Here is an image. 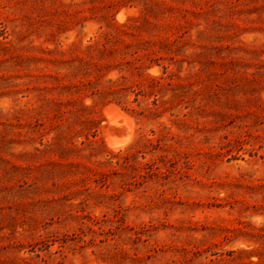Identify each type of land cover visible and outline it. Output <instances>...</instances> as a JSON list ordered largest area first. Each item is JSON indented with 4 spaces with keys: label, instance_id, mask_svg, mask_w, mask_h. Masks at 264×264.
Wrapping results in <instances>:
<instances>
[{
    "label": "rangeland",
    "instance_id": "obj_1",
    "mask_svg": "<svg viewBox=\"0 0 264 264\" xmlns=\"http://www.w3.org/2000/svg\"><path fill=\"white\" fill-rule=\"evenodd\" d=\"M144 6L151 12L144 15ZM142 16L173 24L161 33L163 38L178 35V25L184 26L185 40H195L204 18H212L205 2L195 6L192 0H0V41L10 43L8 50L0 49V234L15 230L25 246L15 254L28 257L29 264H264V30L259 21L236 18L235 37L200 41L236 47L229 56L212 55L204 69L199 63L189 68L183 61L181 79L174 82L197 91L190 99L200 105L201 115L188 118L193 127L189 132L172 126L182 140L175 144L178 161L166 165L169 177L160 179L162 185L148 180L139 191L129 186L122 195L130 207L123 219L103 216L104 209L93 203L85 211L71 209L69 202H79L74 186L61 185L52 193L43 182L38 192L27 191L36 163L22 153L37 146L43 132H23L15 113L30 106L26 86L37 73L29 62L37 54L32 46L74 44L72 56L83 55L80 49L98 40L109 22L127 23ZM199 46H186V54L199 51ZM161 71L152 63L145 73L156 76ZM117 75L116 69L106 71V78ZM84 104L93 101L84 97ZM93 109L96 148L80 160L100 171L112 166L95 162L110 157L113 164L121 161L136 150L142 135L154 137L149 130L157 129V122L169 124L170 118L165 112L157 121L146 122L108 100ZM108 113L115 123L108 122ZM81 140L75 138L76 143ZM145 171L136 167L126 173L137 178ZM62 195L70 200H58ZM15 254L3 253L1 259Z\"/></svg>",
    "mask_w": 264,
    "mask_h": 264
},
{
    "label": "trees",
    "instance_id": "obj_2",
    "mask_svg": "<svg viewBox=\"0 0 264 264\" xmlns=\"http://www.w3.org/2000/svg\"><path fill=\"white\" fill-rule=\"evenodd\" d=\"M192 1L195 6L205 2L212 14L210 20L204 18V28L196 31L195 40L182 38L187 29L180 24L176 32L178 35L163 38L165 34L161 33L173 24L151 22L142 16L132 17L127 23L109 22L98 40L80 49L83 55L72 56L76 48L74 44L66 48L62 45L53 48L32 46L37 54L29 62L35 65L37 73L31 75L32 84L26 86L27 92L32 95L30 106L19 108L15 113L18 126L24 128L23 132H43L38 135L37 146L22 153L36 163L33 182L27 189L30 194L38 192L39 184L43 182L49 184L47 189L52 193L60 191L61 185L74 186L77 187L79 202H69L71 209L85 211L93 203L104 209L103 216L112 215L123 219L130 207L123 204L122 195L129 190L130 185L139 191L148 180L160 186V179L169 177L166 165L176 164L180 151L175 144L182 143L181 137L173 133L172 126L177 128V132H189L193 127L188 118L201 115L200 105H195L194 100L190 99L197 91L174 82L175 78L181 79L178 72L183 61H187L189 68L199 63L200 69H204L212 63V55L225 53L229 56L236 51V47L231 45L200 44L204 40L222 41L235 37L232 29L239 27L234 21L236 18L243 22L259 21L264 30V0ZM142 11L144 15L151 12L147 6ZM195 14L202 16L200 11ZM252 14L255 16L252 17ZM186 46H199L200 50L186 54ZM9 48L8 41H0L1 50ZM41 63L44 66L39 67ZM152 63L162 68L160 75L145 73ZM229 63L232 65L234 62L230 60ZM173 65L176 71L172 69ZM114 69L118 75L106 78V71ZM84 97H90L93 105H85ZM104 100L123 106L146 122L157 121L165 112L169 113L170 118L169 124L157 122V129L149 130L154 137L142 135L134 145L136 150L121 161L113 164L110 157L95 162L99 166H112L109 170L100 171L80 159L93 155L92 151L96 148L94 138L98 121L93 106ZM21 116H24V121ZM45 135L50 136L44 140ZM76 137H83V140L76 143ZM87 150L90 153L85 155L83 152ZM146 155L151 156L148 161H137L138 157L145 159ZM42 158L45 161L40 163ZM157 161L161 162V166ZM155 164V169H152ZM136 167L137 170L144 168L145 174L140 173L136 178L126 173ZM162 168L165 170L162 171ZM67 196L62 195L58 200H70ZM43 206L46 209L48 205ZM110 221L113 223V220ZM0 241L4 242L0 244V264H29L28 257L15 254L25 248L17 240L15 230L8 235L0 234ZM11 251L14 257L1 259L3 253Z\"/></svg>",
    "mask_w": 264,
    "mask_h": 264
},
{
    "label": "bare ground",
    "instance_id": "obj_3",
    "mask_svg": "<svg viewBox=\"0 0 264 264\" xmlns=\"http://www.w3.org/2000/svg\"><path fill=\"white\" fill-rule=\"evenodd\" d=\"M113 113V112H112ZM112 113H108V122L115 123V116ZM118 115V114H117ZM111 146L115 145V142L110 141L109 142ZM119 143V142H118Z\"/></svg>",
    "mask_w": 264,
    "mask_h": 264
}]
</instances>
